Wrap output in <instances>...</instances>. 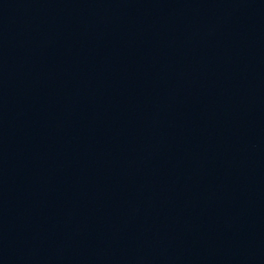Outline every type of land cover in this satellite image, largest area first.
I'll return each instance as SVG.
<instances>
[{
    "label": "water",
    "instance_id": "obj_1",
    "mask_svg": "<svg viewBox=\"0 0 264 264\" xmlns=\"http://www.w3.org/2000/svg\"><path fill=\"white\" fill-rule=\"evenodd\" d=\"M0 264H264V0H0Z\"/></svg>",
    "mask_w": 264,
    "mask_h": 264
}]
</instances>
